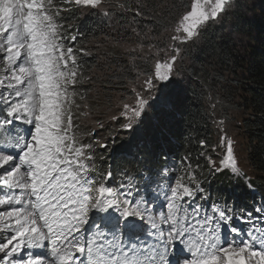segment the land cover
I'll return each instance as SVG.
<instances>
[{
    "label": "snow or ice",
    "instance_id": "snow-or-ice-1",
    "mask_svg": "<svg viewBox=\"0 0 264 264\" xmlns=\"http://www.w3.org/2000/svg\"><path fill=\"white\" fill-rule=\"evenodd\" d=\"M64 3L91 8L99 24L138 38L125 48L134 76L111 119L144 167L109 186L113 172L100 173L93 144L76 137L75 113L91 114L86 97L77 103L76 85L92 77L82 75L73 48L64 47L65 9L54 0H0V264H264V204L255 215L227 202L205 209L197 202L209 199L197 176L200 164L183 158L184 176L174 179L166 163L184 91V46L222 25L240 0H192L168 41L147 45L154 30L137 31V18L155 24L159 14L144 0ZM220 132L211 146L217 157L200 154L209 175L246 176L234 140ZM246 186L255 191L250 178Z\"/></svg>",
    "mask_w": 264,
    "mask_h": 264
},
{
    "label": "trees",
    "instance_id": "trees-1",
    "mask_svg": "<svg viewBox=\"0 0 264 264\" xmlns=\"http://www.w3.org/2000/svg\"><path fill=\"white\" fill-rule=\"evenodd\" d=\"M144 2L159 14L155 24L137 18V31L154 30L144 41L146 45L162 41L178 15L185 9L190 10L191 5L190 0ZM59 3L67 7L60 17L61 23L68 28L64 34L67 41L76 36L70 45L79 69L94 73V82L104 89V93L107 89H124L134 71L129 66V57L109 48V42L135 45L137 36L123 30L117 33L99 24L91 8L82 12L75 4L67 5L64 0ZM128 20L131 21V15ZM185 49L180 64L184 91L180 94L178 111L170 126L172 155L167 159V166L173 175L179 173L183 176V158L188 157L193 165L200 164L197 176L209 196L207 202L200 201L204 208L209 209L216 202L224 206L227 202L228 207L237 212L246 209L255 215L254 209L264 204V0H240L239 8L222 25L210 29L197 45ZM210 92L222 96L227 105L244 111L239 128L246 139L248 161L255 173L251 180L255 192L226 173L215 176L208 173L207 161L200 154L202 151L209 154L211 146L215 145V131L206 103ZM201 140L206 142L204 149L200 148ZM118 144L113 154L105 152L95 161L100 173L113 172V179L108 181L112 187L122 182L125 171L137 175L144 167L142 161L139 158L133 160L124 147L125 137ZM164 163L161 161L157 167ZM239 227L246 226L240 224Z\"/></svg>",
    "mask_w": 264,
    "mask_h": 264
},
{
    "label": "rangeland",
    "instance_id": "rangeland-1",
    "mask_svg": "<svg viewBox=\"0 0 264 264\" xmlns=\"http://www.w3.org/2000/svg\"><path fill=\"white\" fill-rule=\"evenodd\" d=\"M59 1L62 0H54V3L60 6ZM192 3V0H190ZM66 5H63V8L66 9ZM82 12H87L89 8L79 6ZM66 11V10H64ZM68 28H63V35L67 32ZM70 33V32H69ZM171 31L164 37L163 42L168 41V37ZM71 41H67V35H64V47H71ZM129 46H135L129 43H117L115 41L109 42V48L116 50L118 53H121L125 56V48ZM187 45L184 46V48ZM73 52H75L73 50ZM75 55V54H74ZM98 54H96L97 56ZM78 66V63H77ZM180 66V65H179ZM79 68V66H78ZM0 69H2V65H0ZM182 69V68H181ZM84 77H92V79L85 80L82 84L76 85L77 92V103H81L80 96L83 95L86 99L83 103L87 104L89 107L88 111H90V115L88 117L79 116L78 113L74 115V124H77L78 127L74 129L75 135L83 144H93V150L91 154L95 157V161L103 154H113V151L118 147V143L121 138H126V134L123 132H117L119 127V123L113 121L111 117L114 114H118L119 112V103L122 95H127V84L123 86L124 89H117L114 91L113 89H107L106 93H104V89L96 86L93 74L87 72H83L79 69ZM101 75V74H100ZM107 103V105H105ZM208 111L211 115L213 127L215 131V145L219 142V138L221 135L220 127L226 131L227 135L231 137L234 142V149L236 157L239 160L240 167L243 173L246 176H241L239 178L232 176L230 173L226 174L233 179H238L246 185V178H250V181L254 178V171L248 161L247 151H246V142L245 137L242 135L241 130L239 128V124L241 118L244 115V111L240 109H236L230 105H227L225 101H223L222 96H218L213 94L212 92L207 94L206 99ZM214 105V107H213ZM79 116V118H76ZM220 121H223V125H220ZM99 124H103V128L99 127ZM94 134V135H93ZM99 141L100 143H106L108 145L107 149L100 148L95 142ZM208 155H211L214 159L217 157L218 153L213 152L212 150ZM179 174V173H178ZM174 173L173 178L181 177L182 174ZM184 176V175H183ZM186 182V181H185ZM247 187V186H246ZM254 188V187H253ZM255 190V188H254ZM7 191V189H5ZM255 192V191H254ZM200 203V201H197ZM223 206V205H221ZM206 209V208H205ZM235 223V222H234ZM239 226V223H235ZM195 239V237H193Z\"/></svg>",
    "mask_w": 264,
    "mask_h": 264
}]
</instances>
